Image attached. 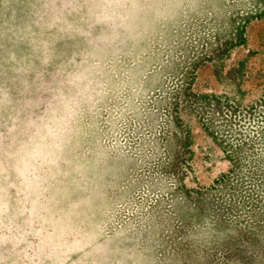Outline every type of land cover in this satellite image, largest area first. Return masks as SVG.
<instances>
[{
  "label": "clouds",
  "instance_id": "clouds-1",
  "mask_svg": "<svg viewBox=\"0 0 264 264\" xmlns=\"http://www.w3.org/2000/svg\"><path fill=\"white\" fill-rule=\"evenodd\" d=\"M188 7L0 0L4 264H154L125 246L148 211L126 129L137 51Z\"/></svg>",
  "mask_w": 264,
  "mask_h": 264
},
{
  "label": "rangeland",
  "instance_id": "rangeland-1",
  "mask_svg": "<svg viewBox=\"0 0 264 264\" xmlns=\"http://www.w3.org/2000/svg\"><path fill=\"white\" fill-rule=\"evenodd\" d=\"M185 3L137 51L126 131L148 211L125 246L154 264H264V0Z\"/></svg>",
  "mask_w": 264,
  "mask_h": 264
}]
</instances>
